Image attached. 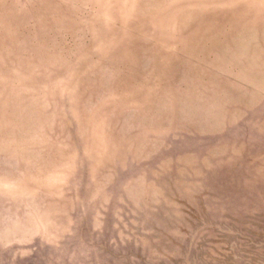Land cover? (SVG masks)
<instances>
[{"label":"rangeland","instance_id":"obj_1","mask_svg":"<svg viewBox=\"0 0 264 264\" xmlns=\"http://www.w3.org/2000/svg\"><path fill=\"white\" fill-rule=\"evenodd\" d=\"M0 264H264V0H0Z\"/></svg>","mask_w":264,"mask_h":264}]
</instances>
